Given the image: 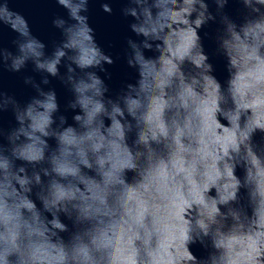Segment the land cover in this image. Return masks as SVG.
<instances>
[{"label":"clouds","instance_id":"9594fccd","mask_svg":"<svg viewBox=\"0 0 264 264\" xmlns=\"http://www.w3.org/2000/svg\"><path fill=\"white\" fill-rule=\"evenodd\" d=\"M60 2H61V3H65L66 0H60ZM73 15L75 16V10H73ZM77 19H79V18H77ZM84 30L90 31V30L87 28V26L81 28L79 31H84ZM27 47H28L29 49H33V44H32V43H29V44L27 45ZM37 55H39V53H37ZM62 55H63L62 52L57 53V59L54 60V63H58V58H59V56H62ZM19 63H20V62L17 61V64H19ZM38 67H40V68H44V67H45V64H43V63L38 64ZM55 74H56V72L53 73V75H55Z\"/></svg>","mask_w":264,"mask_h":264}]
</instances>
